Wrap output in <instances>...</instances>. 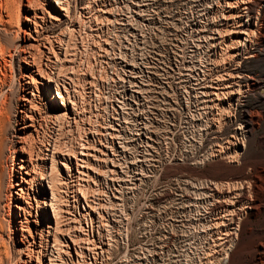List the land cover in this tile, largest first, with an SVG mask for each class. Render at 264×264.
Instances as JSON below:
<instances>
[{
  "label": "rangeland",
  "instance_id": "obj_1",
  "mask_svg": "<svg viewBox=\"0 0 264 264\" xmlns=\"http://www.w3.org/2000/svg\"><path fill=\"white\" fill-rule=\"evenodd\" d=\"M93 1L69 0V15L75 2ZM233 1L124 0L113 10L115 27L108 29L72 30L65 16L61 22L47 18L41 23L42 39L51 40L55 50L54 40L64 41L58 55L74 58L63 64L60 91L78 111L81 106L90 109L75 111V121L63 120L49 142L57 136L62 152L72 154L75 136L84 130L100 138L98 146L112 145L108 152L103 148L97 155L63 159L70 168L62 167L58 176L69 246L62 264H216L221 233L212 228L218 214L212 203L220 200L215 189L226 188L230 194L242 185L245 194L254 192V167L264 170V0L239 43L242 54L250 57L233 55L236 35L230 30L239 18L248 22L254 6L231 8ZM18 25L15 21L13 29ZM41 41L35 57H54ZM13 63L12 57L0 90V101L8 104L14 98L9 88L18 76ZM237 72L253 78L242 85L239 100L235 86L234 94L208 101L212 88L224 86L222 78ZM54 88L50 83L52 95ZM54 99L61 107L59 98ZM246 117L251 127L240 130ZM65 136L72 139L69 150L64 149ZM7 141L0 153V175L11 166ZM5 183H0V264H15L17 252L7 237ZM252 210L239 220L234 217L237 239L222 264H251ZM49 220L53 222L50 209L44 224ZM258 221L264 226V208Z\"/></svg>",
  "mask_w": 264,
  "mask_h": 264
},
{
  "label": "bare ground",
  "instance_id": "obj_2",
  "mask_svg": "<svg viewBox=\"0 0 264 264\" xmlns=\"http://www.w3.org/2000/svg\"><path fill=\"white\" fill-rule=\"evenodd\" d=\"M259 1H233L234 6L232 5L231 8L242 7L248 10L254 6V16L252 13L246 15L248 22L245 23L239 18L234 25L231 24L230 32L236 35V45L230 49L234 50L235 57H240L242 54L239 43L247 36L250 20L251 23L257 20L255 9ZM69 10V0H0V90L9 77L7 69L11 67L12 57L18 73L16 84L9 88V92L14 96L13 101L9 104L7 99L0 101V153L7 140L9 144L7 151L13 153L11 166L1 171L0 183L6 179L5 185L9 188L3 198L4 204L8 207L7 237L10 239L11 247L17 252L15 264H62L64 248L68 246L65 230L62 227L63 203L58 190V185L63 182L58 176L62 167L70 168L64 162V157L76 158L79 154L73 152L68 155L66 151L62 152L57 136L53 144L49 142V139L54 129L57 130L55 134H59L63 120L71 118L75 121V111L79 112L77 105L64 97V93L59 88L61 85L59 75L64 67L63 64L72 62L74 58L60 57L59 49L62 45L65 46V42L60 39L54 40L57 45L55 50L51 40L42 39L40 28H42L41 23H45L47 18L55 22H61L62 16L68 19ZM15 21L19 23L17 29H13ZM14 39L17 44L13 43ZM40 41L44 48L45 43L49 44L47 49L54 57L48 54L45 57H35L34 49L40 45ZM250 56H252L250 53L243 55V57ZM230 78L232 80L227 84ZM224 79L227 80L224 86H215L210 93L208 92L210 94L208 101L213 103L219 100L222 94H234L235 86L238 88H236V99H238L240 93L245 91L242 85L245 84L247 87L249 80H253L251 75L239 72L232 77L227 74L222 78ZM50 83L55 85L56 93L53 95ZM42 95H45L44 101ZM55 97L59 98L61 107L56 105ZM38 99L42 103L38 102ZM68 103L71 104L70 107ZM250 127L251 120L246 117L240 130ZM48 159L50 164L46 167ZM256 170L257 168L254 167V192L247 191L248 193L245 194L242 185L230 194L226 188L215 189L218 192L217 198L220 200L212 203L213 212L218 213L214 217L215 222L212 228H215L218 234L221 233V237L217 238L218 249L214 250V253L218 254L216 264L224 263L236 242L239 225L236 223L235 228H232L234 217L239 220V216L246 214L247 209H253L251 212L254 213L251 264H264V226L258 221L264 208V170L261 169L258 172ZM63 180L66 182L64 177ZM44 182H47L49 195ZM32 200L36 201L35 207ZM33 209L34 213H32ZM48 209L51 211L53 222L49 220L44 224L43 221L48 219ZM43 235L45 238L42 240ZM28 236L31 238L29 241ZM71 242L75 244L72 239Z\"/></svg>",
  "mask_w": 264,
  "mask_h": 264
},
{
  "label": "built area",
  "instance_id": "obj_3",
  "mask_svg": "<svg viewBox=\"0 0 264 264\" xmlns=\"http://www.w3.org/2000/svg\"><path fill=\"white\" fill-rule=\"evenodd\" d=\"M123 2L124 0H94L92 3L86 2L85 4H80V2H75V6H73V10L70 13L66 21H68V24L70 25V29L72 30L74 29L97 30V29H103V28L108 29L114 26L113 21H112L113 10L115 9L116 6L121 5V3ZM78 3L79 5H77ZM94 42H95L94 44H98V41L96 39L94 40ZM111 79L112 78L110 77V83H112ZM93 83L95 82L93 81ZM86 108L89 109V105L81 106L80 107L81 112L79 111L80 112L79 114L85 113L86 111L90 110V109L87 110ZM78 115L76 116V122H77ZM89 134L83 130L82 133L79 132L75 136V143L77 147L75 146L76 149L74 150L78 152L79 154L78 156L85 158L88 156L84 154H88V153L97 155L96 153H98L100 149L104 150L103 148H107L106 149L107 152L109 150L111 151L112 145L106 144L107 141L105 143L106 145L102 144V146H98L96 144V141H98L100 138L99 137L97 138L96 136H93V137L89 136ZM65 137H66L65 142H68L67 144L68 146L64 144V149L69 150L68 147L69 145L71 147L72 139L71 137H67V136ZM88 148L89 149L92 148V150L91 149L89 150ZM83 203H84V199L82 197V204H81L82 206H83Z\"/></svg>",
  "mask_w": 264,
  "mask_h": 264
}]
</instances>
